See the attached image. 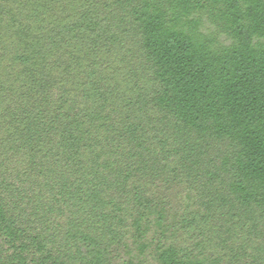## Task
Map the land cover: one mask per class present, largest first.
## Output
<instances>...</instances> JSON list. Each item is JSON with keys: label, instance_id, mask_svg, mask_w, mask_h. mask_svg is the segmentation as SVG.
<instances>
[{"label": "trees", "instance_id": "obj_1", "mask_svg": "<svg viewBox=\"0 0 264 264\" xmlns=\"http://www.w3.org/2000/svg\"><path fill=\"white\" fill-rule=\"evenodd\" d=\"M0 264H264V0H0Z\"/></svg>", "mask_w": 264, "mask_h": 264}]
</instances>
